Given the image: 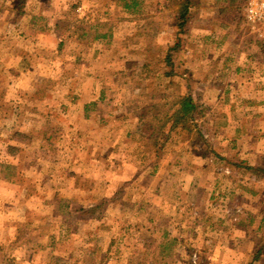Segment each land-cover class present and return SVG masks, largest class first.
<instances>
[{"label": "rangeland", "instance_id": "obj_1", "mask_svg": "<svg viewBox=\"0 0 264 264\" xmlns=\"http://www.w3.org/2000/svg\"><path fill=\"white\" fill-rule=\"evenodd\" d=\"M250 1L0 0V264H264Z\"/></svg>", "mask_w": 264, "mask_h": 264}, {"label": "trees", "instance_id": "obj_2", "mask_svg": "<svg viewBox=\"0 0 264 264\" xmlns=\"http://www.w3.org/2000/svg\"><path fill=\"white\" fill-rule=\"evenodd\" d=\"M27 0H21V4H25ZM40 2H46L47 0H39ZM190 0H182V6L180 11V25L181 28H184L185 24L187 23V15L188 11L190 9ZM124 8L129 10L131 6L129 4L124 5ZM184 11V13H182ZM183 30V29H182ZM104 39V37H100V39ZM62 45V44H61ZM182 46L180 43L176 44L175 47L171 48L168 52V55H166V58L164 59L165 63L168 64L169 67L174 68L175 65V59L177 58V55L181 52ZM171 68V69H172ZM173 70L168 72L165 77L170 78L172 77ZM158 108V107H157ZM199 111V105L196 103V101L190 97H178L174 99V103L172 107L168 111H163L159 118H161L159 123L162 125V130L169 125L170 132H175L179 128H182L186 131H188L189 125L191 126L192 123H194L195 118L198 116ZM13 147L9 148L10 150H13ZM172 244L176 243V240H170Z\"/></svg>", "mask_w": 264, "mask_h": 264}, {"label": "built area", "instance_id": "obj_3", "mask_svg": "<svg viewBox=\"0 0 264 264\" xmlns=\"http://www.w3.org/2000/svg\"><path fill=\"white\" fill-rule=\"evenodd\" d=\"M248 19L254 26L263 27L264 30V0H252L250 1L248 8ZM264 37V34H261ZM261 38V37H260Z\"/></svg>", "mask_w": 264, "mask_h": 264}]
</instances>
